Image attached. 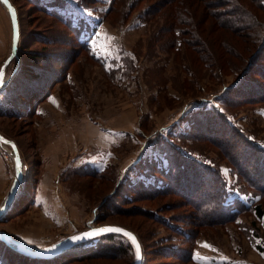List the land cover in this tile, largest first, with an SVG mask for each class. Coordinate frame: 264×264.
I'll return each mask as SVG.
<instances>
[{
  "label": "rangeland",
  "instance_id": "374dc122",
  "mask_svg": "<svg viewBox=\"0 0 264 264\" xmlns=\"http://www.w3.org/2000/svg\"><path fill=\"white\" fill-rule=\"evenodd\" d=\"M13 1L21 40L0 87V132L19 144L26 168L17 196L25 197L20 212L1 221L0 230L40 248L95 225L118 224L135 233L147 264H264V212L256 209H264V195L249 179L264 155V101L230 103L235 96H227L255 52L263 54L264 7L240 0L253 12L256 31L219 30V46L212 45L215 56L209 57L188 40L200 32L183 34L175 44L169 28L172 21L184 28L186 14L191 18V10L201 11L206 0H44L71 21L41 8L43 0L41 7H34L38 0ZM13 35L10 11L0 0V69ZM31 67L49 87L38 100L25 95ZM213 107L251 140L248 150L245 139L219 146L190 135L194 123L201 128L203 117H214L197 119L194 112ZM208 119L209 127L217 122ZM182 153L195 160L189 163L196 168L192 174L204 179L198 191L211 190L197 202L217 197L208 210L236 212L235 219L197 224L196 207L186 195L133 194L140 180L167 184L156 169L177 172L186 160ZM15 178L13 148L0 141V207ZM101 234L84 239L86 247L112 243ZM120 238L132 243L124 234ZM132 245L116 258L69 264H119L131 257L135 264ZM169 248L174 251L166 253Z\"/></svg>",
  "mask_w": 264,
  "mask_h": 264
},
{
  "label": "trees",
  "instance_id": "16d2710c",
  "mask_svg": "<svg viewBox=\"0 0 264 264\" xmlns=\"http://www.w3.org/2000/svg\"><path fill=\"white\" fill-rule=\"evenodd\" d=\"M38 1L40 3L34 4V7H41V0ZM252 1L253 2L256 1V5L258 3V5L261 8L264 7L263 0H252ZM43 2L44 0L42 1V3ZM42 6L43 7L41 8L45 9L49 13L54 14L63 20L71 21V19L65 18L64 15H62L57 8L49 7L45 2L42 4ZM191 14H192L191 18H189L190 12H189V16L188 14H186L187 19L183 20L186 22L184 28L180 27L179 24H177L175 21H172L170 23L169 28L173 29L174 31L173 35L170 36V40L172 42H175V44H177L179 41V36H184L183 34H187V33L192 34L194 33V31L200 32L202 36L196 37L193 35V38L192 39L188 38V40L200 45L199 47L200 50L206 49V51L204 52H207L208 54L207 56L209 57L212 54L214 55V51L212 50L214 49V47H212V45L214 44V46L216 47L219 46L218 41L221 40L220 39L221 32L219 30L226 29L227 27L236 30L238 28H244L245 26L247 28L252 29L253 32L256 31L254 29L255 28L254 24H256V22L254 21L253 12H251V9L249 7H247L245 4L240 2V0H206L204 6L201 7V11L198 9H194L193 11L191 10ZM203 16L207 18H204ZM18 17H19V13H18ZM181 21L182 19L178 20V22ZM246 21L248 22L247 24ZM19 23H20V17H19ZM261 37H262V41L264 42V35ZM20 40H21V23H20ZM261 52H263V54L261 53V55L259 52L257 51L255 52L253 60H251V62H249L246 68L242 71L243 72L242 77L239 78L236 84H234L230 88V91L228 92L227 96H231V94H234L235 96L231 101L229 100L230 103H237V101H240V103L253 102V101L262 103L264 101V49H262ZM204 58L206 59L207 57L205 56ZM34 69L35 68L33 67H31V69L30 68L28 69L30 72L29 75H31L32 77L30 79L33 81V83L32 81L28 80L30 82L27 86L28 90L25 91V95L33 96L36 98V100H38L39 98H43L48 95L49 87L46 85L47 80H44L43 78L39 77L42 76V72L41 71L39 72L37 70L35 73ZM19 71H21V67L16 68V72ZM33 72L35 73V76H32ZM255 73L259 74L260 79H256ZM52 75H54V73ZM34 78L36 79V81H34L35 80ZM204 111L205 112L203 113V109L196 110L194 112V116L198 119L199 116H202L203 114H212L214 115V117H207V115L205 117L202 116L203 118H206V123H204L203 124L204 127L202 126L201 128L199 127V125L194 123L193 131H191L190 133V135L193 136V138L195 137L198 139L199 138L207 139L219 146L226 144V141H229L231 143V146H234L238 142L242 141V139H245L246 143L243 145L246 146L248 150L249 147H247L248 144L247 142L251 140L247 136H245L246 134L239 127L235 125H231L229 124V122L222 120L221 117H223L224 114L223 111H217L215 107ZM207 118L216 119L217 122L211 125L212 127L210 126L211 127L210 128L207 124V121L212 122V120L210 119L207 120ZM219 134H222V137H220ZM17 145L19 146L18 143ZM254 148L258 150V148L256 147ZM229 149H227L225 152L227 156L228 153L230 154V152H228ZM176 150L177 149L175 147H172L170 156L173 157L177 156L172 154V152ZM259 150L262 151L261 149ZM235 151L236 150L232 151V153H234ZM251 155L252 157H256L255 153H252ZM178 156H180L181 158L186 157L183 155V153ZM260 157L261 160L260 161L258 160L259 164L257 165L254 164V167L251 169L254 178L249 177V172L247 173L245 170L243 169L241 170L244 171L246 173V176L249 177V179L252 181L250 182L251 184H256L254 185V189L255 190L257 189V192L264 195V155ZM191 162H195V160L193 161V159H189V157H186L185 162L181 164L182 168L179 167V170L175 173H173V171L168 170L167 168L156 169L159 170L164 175V177L166 176V178L168 179L166 181L168 183L164 184L163 186H155V185L147 184L142 180H140L134 183L132 188L134 189L135 193L133 194L138 197L140 196L139 198H146V197L151 198L153 196L160 195V193L163 192L166 193L176 192L179 194L186 195L189 200H192L190 203L196 207L197 224L214 223V222L215 223L222 222L221 224H224L235 219L236 212L223 213V210L220 207L217 208V206L212 207L211 210H208L209 204L212 203L213 201L218 200L217 197L216 199H214L213 197L208 198L206 196L204 201L197 202V200L203 198V193H206V191H211V190H207L206 189L207 187H205L204 190L198 191V189L202 187L203 184L202 181L204 179H202L197 175L192 174L191 169L195 170L196 168L192 167L191 164L189 165V163ZM234 162H236L235 159H233V163ZM23 167L25 169L26 165L23 164ZM25 183H27L26 179H25ZM208 186L210 187V185ZM115 192H117V190L114 191L113 193L115 194ZM24 197H25V192H22L20 195L16 197L12 208L0 219V222L6 220L9 217V215L14 214L15 212L16 213L20 212L19 209L21 208V201L23 200ZM127 197H125L124 200H127L128 199ZM131 198L134 197L132 196ZM256 209L259 215L263 214L264 209L262 205L260 204L256 205ZM122 234L123 233L121 232H104L101 234V238L111 241L112 243L110 245L97 243L94 245H90L89 247H86L84 240H81L74 246L65 249L58 255H55L50 258L32 257L30 255L24 254L23 252H20L8 246L0 238V250H2L0 256V264H69V262L79 261V260L88 261V263H91L92 260L98 259L99 257L104 259H109L111 257L114 258L115 256H118L115 254H120L121 251H125V252L130 251V247L133 248L132 243L125 242L120 238ZM187 237H191V234ZM117 238H119L120 240H117ZM171 249L172 248H169V250H165V252L172 253ZM172 251H174V249H172ZM177 253L183 255L184 258H187V256L189 255V253L187 254L186 251L182 252L179 250L177 251ZM134 261H135V257L133 258L131 257L130 260L126 259L125 262L121 261V263L119 264H124V263L133 264ZM142 264H147L146 257H144Z\"/></svg>",
  "mask_w": 264,
  "mask_h": 264
},
{
  "label": "water",
  "instance_id": "95a60500",
  "mask_svg": "<svg viewBox=\"0 0 264 264\" xmlns=\"http://www.w3.org/2000/svg\"><path fill=\"white\" fill-rule=\"evenodd\" d=\"M2 2L6 5V7L10 11V15H11L12 23H13L14 35H13V39H12L11 52L8 55V57L5 59L3 65L0 69V72L3 73V80H2V82H0V87L5 84V82L8 78V76L6 74L7 66L10 64L12 59L17 55L18 49H19V41H20V23H19L17 8L15 7L12 0H2ZM0 138H3L0 141L7 143V144H10L12 146L13 153H14V156L16 159V178H15V181H14V184L12 186L10 193L6 197L5 201L3 202V205L0 207V219H1L13 206L15 199L17 197L18 189L20 188L21 184L24 181V179H23L24 173H23V160H22V156H21V153L19 151V148L17 146V143L13 139H10V138L6 137L5 135H3L1 132H0ZM5 141H7V142H5ZM106 227L123 229V230L131 233L132 235H134L136 237V240L138 241V243L140 245L141 255H140V258L137 259L135 264H141L143 261V251H142L141 243L137 239V236L131 230H129V229H127L121 225H118V224L95 225L93 227H89V228L79 232L78 234H76L73 237H70L67 239H62V240L57 241L55 243H52L46 247H40V248L30 245L26 241L17 238L12 233L5 231V230H0V238L8 246H10V247H12V248H14L20 252H23L24 254L30 255L32 257L50 258V257H53L55 255H58L59 253H61L65 249H68V248L74 246L75 244H77L81 240H84V239L90 237V236H85V233H93L97 229H102V228H106Z\"/></svg>",
  "mask_w": 264,
  "mask_h": 264
},
{
  "label": "snow or ice",
  "instance_id": "6c2138e0",
  "mask_svg": "<svg viewBox=\"0 0 264 264\" xmlns=\"http://www.w3.org/2000/svg\"><path fill=\"white\" fill-rule=\"evenodd\" d=\"M3 80V73L0 72V82H2ZM3 138H0V140H2ZM7 142V141H5ZM103 232H121L123 233L125 236L129 237V239L132 241V243L135 245V254H136V258L139 259L140 255H141V249H140V245L138 243V241L136 240V237L134 235H132L131 233L123 230V229H119V228H112V227H106V228H102V229H97L95 232L93 233H85V236H92V235H99ZM204 247H208L211 248L210 245H203ZM198 259H203L204 261H208L207 257H200L199 254H196Z\"/></svg>",
  "mask_w": 264,
  "mask_h": 264
}]
</instances>
